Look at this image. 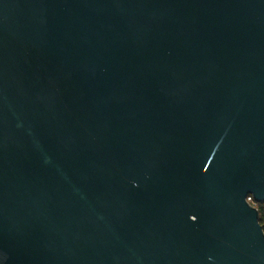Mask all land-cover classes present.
I'll list each match as a JSON object with an SVG mask.
<instances>
[{"label":"water","instance_id":"95a60500","mask_svg":"<svg viewBox=\"0 0 264 264\" xmlns=\"http://www.w3.org/2000/svg\"><path fill=\"white\" fill-rule=\"evenodd\" d=\"M264 0H0V264H264Z\"/></svg>","mask_w":264,"mask_h":264},{"label":"trees","instance_id":"16d2710c","mask_svg":"<svg viewBox=\"0 0 264 264\" xmlns=\"http://www.w3.org/2000/svg\"><path fill=\"white\" fill-rule=\"evenodd\" d=\"M256 208L259 211L260 222H261V225H262L263 230H264V204H257L256 205Z\"/></svg>","mask_w":264,"mask_h":264},{"label":"built area","instance_id":"2783aa9c","mask_svg":"<svg viewBox=\"0 0 264 264\" xmlns=\"http://www.w3.org/2000/svg\"><path fill=\"white\" fill-rule=\"evenodd\" d=\"M246 200H247V202H248L251 206H254V207L256 208V205H257L258 203H256V202L254 201V199H253L252 196L247 197Z\"/></svg>","mask_w":264,"mask_h":264}]
</instances>
